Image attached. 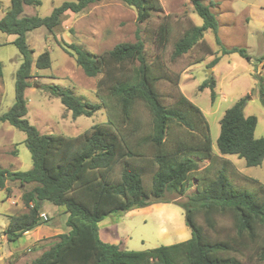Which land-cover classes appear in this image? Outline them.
<instances>
[{
    "label": "trees",
    "instance_id": "trees-1",
    "mask_svg": "<svg viewBox=\"0 0 264 264\" xmlns=\"http://www.w3.org/2000/svg\"><path fill=\"white\" fill-rule=\"evenodd\" d=\"M100 1H64L51 14L40 16L21 13L25 4L39 5L41 0H11L10 8L0 17V30L15 34L8 43L15 44L23 56L15 73V101L0 113V121L26 132V145L33 159V166L25 171L0 167V188L6 187V177L22 185L35 183L22 195L27 209L10 215L4 230L7 239L17 240L45 222L40 214L43 203L49 201L64 208L69 230L59 234L58 241L28 264H245L246 258L264 264V184L245 177L257 183L258 190L239 187L227 174L224 164L217 167L209 123L202 109L181 92L178 106L164 103L157 86L160 76L149 63L141 38L120 42L101 54L74 42L59 44L75 57L86 75L102 74L95 89L98 101L86 100L58 84L44 87L60 97L74 118L91 116L105 108V121L94 123L77 135H68L41 133L28 119L26 89L31 86L32 67L49 68L52 61L48 50L34 59V49L29 46L26 33L41 26L53 31L66 11L80 12ZM122 1L136 8L139 21L162 9L160 0ZM192 2L203 23L191 22L175 44L174 58L196 45H204L211 51L205 40L209 29L221 44L218 20L211 6L203 0ZM171 30L169 22L159 27L162 44L168 41ZM222 46L225 53L238 52L251 60L245 47ZM199 61L202 60H196ZM218 61L219 56L210 67ZM1 66L0 63V77ZM259 82L264 104V78L260 77ZM216 85L212 74L200 89L210 88L215 100ZM247 97L225 110L217 145L220 153L235 154L247 166H257L264 161V136H255L257 116L244 112ZM138 102L148 109L149 120L135 112ZM177 125L188 128V135L175 134ZM205 159L208 163L201 169V175L196 176L197 191L182 205L186 224L191 229L189 238L144 250L122 249L100 238L98 222L104 217L148 206L161 199L166 191L184 194L187 181ZM146 175L152 179L151 188L144 184ZM200 214L206 226L198 222ZM221 217L229 218L231 223L220 226ZM220 230L224 231V237L211 236V232L217 234Z\"/></svg>",
    "mask_w": 264,
    "mask_h": 264
},
{
    "label": "rangeland",
    "instance_id": "rangeland-1",
    "mask_svg": "<svg viewBox=\"0 0 264 264\" xmlns=\"http://www.w3.org/2000/svg\"><path fill=\"white\" fill-rule=\"evenodd\" d=\"M64 1L41 0V4L24 5L21 15L51 14L53 8ZM162 9L154 11L145 21L137 19L135 7L122 0H101L80 12L66 11L61 23L50 31L41 26L26 33L29 46L34 49L33 57L43 51L50 52L52 64L49 68L32 67L31 86L26 89L28 99L27 117L41 133H63L77 135L94 123L107 119L105 108L91 116L73 117L61 102L60 97L51 94L44 85L58 84L70 88L77 95L89 101H98L95 89L102 74L88 76L75 57L68 54L59 44L77 43L85 50L101 54L112 49L120 42L144 41L149 63L156 74L158 90L167 106H178L179 93H183L199 106L210 127L213 153L217 157L216 165L226 167L227 174L239 187L258 190L257 183L247 178L257 179L264 184V161L257 166H247L243 158L237 155H222L218 149L217 138L220 134V119L225 110L242 97H247L244 108L246 115H256L258 123L256 137L264 136V104L259 94L264 78V0H203L211 6L218 20V44L214 31L205 32V40L211 46L209 51L204 45H196L188 52L173 57L176 42L184 35L193 21L202 24V18L195 11L192 0H160ZM11 6V0H0V17ZM172 26L169 39L162 44L158 30L162 23ZM15 34L0 30V63L3 76L0 77V113L7 111L15 101V73L23 56L18 47L8 43ZM226 47H245L251 55L248 61L238 52L222 51ZM219 56L216 67L211 62ZM202 60L196 62V60ZM211 69V73L209 72ZM214 75L216 98L212 99L210 88L200 89V85ZM135 112L149 120L150 113L142 102H138ZM189 129L183 125L175 127V134L186 133ZM228 158H225V157ZM228 162L225 164L224 162ZM208 159L200 162L199 170L187 181L186 191L179 194L166 191L156 202L125 212H116L98 222L100 238L105 242L118 244L122 249L144 250L163 244H172L191 236L186 224V210L182 205L197 191L199 184L196 176ZM33 159L26 145V132L7 121H0V167L8 170H28ZM213 175V173H210ZM144 184L152 187V179L146 175ZM35 183L22 185L18 180L7 179L6 187L0 188V264H28L40 256L53 243L59 240V234L67 232V213L64 208L45 201L41 212L49 215V220L24 233L17 240H8L4 230L9 224L10 215L24 212L27 208L22 195ZM156 200V199H153ZM152 200V201H153ZM204 226L203 215L197 218ZM231 220L218 218L220 226H228ZM214 237H224V231ZM245 264H257L248 258Z\"/></svg>",
    "mask_w": 264,
    "mask_h": 264
},
{
    "label": "built area",
    "instance_id": "built-area-1",
    "mask_svg": "<svg viewBox=\"0 0 264 264\" xmlns=\"http://www.w3.org/2000/svg\"><path fill=\"white\" fill-rule=\"evenodd\" d=\"M40 217L43 221L49 220V215L44 211L41 212Z\"/></svg>",
    "mask_w": 264,
    "mask_h": 264
},
{
    "label": "crops",
    "instance_id": "crops-1",
    "mask_svg": "<svg viewBox=\"0 0 264 264\" xmlns=\"http://www.w3.org/2000/svg\"><path fill=\"white\" fill-rule=\"evenodd\" d=\"M216 66H214L213 68H215ZM222 154V153H221ZM222 155H226V154H222ZM233 155H235V154H233ZM223 157H225V156H223ZM225 158H228V157H225ZM228 159H230V158H228Z\"/></svg>",
    "mask_w": 264,
    "mask_h": 264
},
{
    "label": "water",
    "instance_id": "water-1",
    "mask_svg": "<svg viewBox=\"0 0 264 264\" xmlns=\"http://www.w3.org/2000/svg\"><path fill=\"white\" fill-rule=\"evenodd\" d=\"M209 72H210V73L212 72L211 69H209Z\"/></svg>",
    "mask_w": 264,
    "mask_h": 264
}]
</instances>
